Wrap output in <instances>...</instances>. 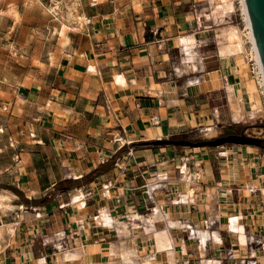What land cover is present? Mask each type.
<instances>
[{
    "label": "crops",
    "instance_id": "0c3cea01",
    "mask_svg": "<svg viewBox=\"0 0 264 264\" xmlns=\"http://www.w3.org/2000/svg\"><path fill=\"white\" fill-rule=\"evenodd\" d=\"M42 5L0 0V264H264V144H159L264 109L238 1L79 0L78 31Z\"/></svg>",
    "mask_w": 264,
    "mask_h": 264
},
{
    "label": "bare ground",
    "instance_id": "6f19581e",
    "mask_svg": "<svg viewBox=\"0 0 264 264\" xmlns=\"http://www.w3.org/2000/svg\"><path fill=\"white\" fill-rule=\"evenodd\" d=\"M239 1V5H240V9H241V12H242V15H243V20H244V23H245V26H246V29L244 31V34H245V37H246V40H247V43L250 44V53H251V56L253 58V61L255 62V65H256V72L258 74V78H259V84L262 88V91L264 92V66H263V63H262V59H261V56H260V52H259V48L257 46V43H256V39H255V35H254V32H253V29H252V24H251V20H250V17H249V13H248V10H247V6H246V2L245 0H238ZM68 2V1H67ZM66 2V4H67ZM72 2V1H71ZM74 5H73V8H75V4H79V0H74ZM70 4V3H69ZM56 7L55 8H58V4L56 3L55 4ZM77 6V5H76ZM66 8V7H65ZM51 9V8H50ZM53 9V8H52ZM56 10V9H55ZM54 10V11H55ZM12 16L15 20H19L20 17H21V13L18 9L16 8H13L12 10ZM53 11V12H54ZM63 11V10H62ZM61 11V12H62ZM58 12V11H57ZM57 12H54V13H57ZM64 12V11H63ZM52 13V12H51ZM67 13V12H66ZM72 13V12H71ZM70 13L69 17L65 18L63 17L64 15H62V17L60 16L58 18V20L60 21L61 24H63L64 26L68 27L70 30L72 31H78L80 30V26H85L87 23H88V19L86 18V16L84 14H79V15H76V17ZM64 14V13H63ZM76 21L77 23L76 24H73L72 22ZM229 28V27H228ZM236 28V27H235ZM63 31V30H62ZM62 31L58 30V28L56 27L54 29V33H52L54 36H56L58 33H61ZM227 32V31H226ZM228 33H229V30H228ZM223 35V34H222ZM226 35V34H225ZM224 37V36H223ZM244 37V38H245ZM222 39V38H221ZM229 39V40H228ZM228 41L229 44L231 45H234L235 48H240L242 47V43L245 44L243 42V37H242V32H239L238 30H234V31H231L230 34H229V37H228ZM68 40V38H67ZM67 43V42H66ZM228 44V43H227ZM225 43V45H227ZM67 45V44H66ZM231 45V46H232ZM224 46V45H223ZM231 46H227V48L229 47V51L231 50L230 48H232ZM66 48V47H65ZM225 48V46H224ZM247 48V47H246ZM239 50V49H238ZM245 50V49H244ZM233 51V50H232ZM243 51V50H242ZM240 52V51H239ZM232 53V52H231ZM238 53V52H237ZM237 55V54H236ZM260 92H261V89H259ZM261 94V93H260ZM250 97V96H249ZM259 97V96H258ZM241 100V98H240ZM238 101V100H237ZM243 102V101H242ZM241 103V102H239ZM236 104V103H235ZM234 105V104H233ZM239 105V104H238ZM244 105V104H242ZM255 107L254 111H252V113H246L243 108H238L237 110V120H240V119H245V117H249V119H253L254 121V118L259 116L260 114L264 113L263 110H261V102L259 101V99H256V101L254 102V105H252ZM257 107L259 108V110H257ZM264 115V114H263ZM262 115V116H263ZM261 116V117H262ZM234 117V116H233ZM235 120V119H234ZM252 121V120H251ZM212 129V128H211ZM214 129V128H213ZM214 130H217V129H214ZM210 132V131H209ZM215 133V132H214ZM208 134V133H207ZM206 134V135H207ZM213 134V133H212ZM205 135V136H206ZM210 135V134H209ZM208 137H211V136H208ZM240 152V151H239ZM226 154V153H225ZM191 176V175H190ZM187 177V176H186ZM192 177V176H191ZM199 178V177H198ZM188 179V178H187ZM233 180V179H232ZM189 181V180H188ZM193 182V181H191ZM191 188V187H190ZM4 191H2L3 193ZM1 193V192H0ZM7 193V192H6ZM32 193V192H31ZM188 193V192H187ZM193 193L194 191L192 190L190 192V194H188L189 196L192 195L193 196ZM6 196H8L7 194H4ZM32 195V194H31ZM2 196V195H1ZM6 196H2L1 198V201H0V208L3 209L6 205H7V202H6ZM191 196V197H192ZM1 225V224H0ZM153 228V227H152ZM155 229V227H154ZM13 231V230H12ZM155 232H158V231H155ZM0 235H1V227H0ZM157 236V244H158V248H168V245H169V238L167 234H165V232L161 233H157L156 234ZM1 238V236H0Z\"/></svg>",
    "mask_w": 264,
    "mask_h": 264
},
{
    "label": "rangeland",
    "instance_id": "374dc122",
    "mask_svg": "<svg viewBox=\"0 0 264 264\" xmlns=\"http://www.w3.org/2000/svg\"><path fill=\"white\" fill-rule=\"evenodd\" d=\"M6 1H8V2H13V0H6ZM18 1V3H24L25 2V0H17ZM42 1V3H43V5H42V13H43V15H45V14H47L49 17H50V21H51V23H54V22H56L57 23V25H59L60 24V21L58 20V18L61 16L62 17V15H64L63 17H65V18H67V17H69V15H70V13L72 14V15H75V17H76V15H78V13H74V10H75V8H73V5H74V0H41ZM68 1V2H67ZM72 1V2H71ZM238 1V0H237ZM66 2H67V4H66ZM58 4V8H55L56 7V5L55 4ZM70 3V4H69ZM73 4V5H72ZM75 6H76V4H75ZM238 6H239V8H240V5H239V1H238ZM11 7H15V5H12ZM10 7V8H11ZM66 7V8H65ZM51 8V9H50ZM53 8V9H52ZM1 10L3 9V8H0ZM56 9V10H55ZM55 10V11H54ZM64 12H63V11ZM9 11V10H8ZM57 12V13H54V12ZM62 11V12H61ZM52 12V13H51ZM67 12V13H66ZM36 13V12H35ZM64 13V14H63ZM62 14V15H61ZM32 16H38V14H34V15H32ZM239 19H240V22L241 23H243V30L245 31V29H246V26H245V23H244V20H243V15H242V12H241V9H240V11H239ZM33 23H32V25H37V21H32ZM37 32V31H36ZM249 45V48H250V44H248ZM253 59V58H252ZM254 73V72H253ZM254 76H255V79H256V75H255V73H254ZM261 95H262V93H261ZM262 98H263V104H264V97H263V95H262ZM263 108H264V105H263ZM263 112H264V109H263ZM264 113H262V114H260L259 116H257V117H255L254 118V121H253V119H250L248 122H247V127H243V126H239L238 128H237V132H236V134L237 135H245V136H248V137H251V138H256V139H259V140H263V144H264V115H263ZM263 115V116H262ZM262 116V117H261ZM252 120V121H251ZM230 134H229V132H227V130H225V129H222V131H221V135L220 136H211L210 138H211V140H214V139H218V138H221V137H227V136H229ZM182 139H185V140H191V141H194V142H198V141H201L200 139H196V140H194V139H188V138H182ZM204 141V140H203ZM234 146V144H225V145H223V146H219V147H217V149L218 148H221V150H223L224 148H227L228 146ZM240 146V145H239ZM248 146V145H247ZM206 148H208V147H206ZM4 186L5 185H3V184H0V189L1 188H4ZM1 195H0V201H1ZM8 209L11 211V209H12V207L10 206V204H8ZM0 227L1 226H3V227H5V225H3V223H2V219H1V216H0ZM1 238H0V253L2 252V251H4L5 250V248L6 247H4L5 246V244L7 243V240H6V238H5V234L3 233V230H2V227H1ZM12 253H13V251H12Z\"/></svg>",
    "mask_w": 264,
    "mask_h": 264
},
{
    "label": "water",
    "instance_id": "95a60500",
    "mask_svg": "<svg viewBox=\"0 0 264 264\" xmlns=\"http://www.w3.org/2000/svg\"><path fill=\"white\" fill-rule=\"evenodd\" d=\"M249 17L252 24V29L255 35L256 43L259 48L260 56L264 66V0H245ZM261 140L251 138L245 135L230 134L227 137H221L214 140H206L201 142L191 141H172L159 142V144H174L180 146H190L193 148L199 147H219L225 144L234 145H254Z\"/></svg>",
    "mask_w": 264,
    "mask_h": 264
},
{
    "label": "trees",
    "instance_id": "16d2710c",
    "mask_svg": "<svg viewBox=\"0 0 264 264\" xmlns=\"http://www.w3.org/2000/svg\"><path fill=\"white\" fill-rule=\"evenodd\" d=\"M255 146H262L263 145V140H261L260 142H258V144H254ZM76 185L75 184H70V183H62L60 185L57 186V188L55 189V191L48 195L45 199L41 200L40 203H45L47 202L49 199L53 198L57 193L59 192H63V191H67V190H70V189H73L75 188ZM16 193H18L19 195L21 194L20 191L16 190V189H13Z\"/></svg>",
    "mask_w": 264,
    "mask_h": 264
},
{
    "label": "built area",
    "instance_id": "2783aa9c",
    "mask_svg": "<svg viewBox=\"0 0 264 264\" xmlns=\"http://www.w3.org/2000/svg\"><path fill=\"white\" fill-rule=\"evenodd\" d=\"M251 66H252V70H253V72L255 73V75H256V81H257V84H258V86H259V89H261V93H262V95H263V97H264V92L262 91V88H261V86H260V84H259V78H258V74H257V72H256V65H255V62L252 60V62H251Z\"/></svg>",
    "mask_w": 264,
    "mask_h": 264
}]
</instances>
